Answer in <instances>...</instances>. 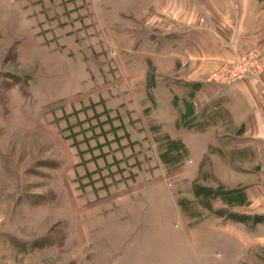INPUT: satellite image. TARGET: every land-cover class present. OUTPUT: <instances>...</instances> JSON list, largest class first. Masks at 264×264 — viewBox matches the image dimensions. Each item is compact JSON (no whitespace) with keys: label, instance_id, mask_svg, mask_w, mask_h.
Returning a JSON list of instances; mask_svg holds the SVG:
<instances>
[{"label":"rangeland","instance_id":"1","mask_svg":"<svg viewBox=\"0 0 264 264\" xmlns=\"http://www.w3.org/2000/svg\"><path fill=\"white\" fill-rule=\"evenodd\" d=\"M150 3L0 0V264L221 263L220 239L195 225L246 217L227 206L243 187L222 186V161L195 163L206 142L190 134L225 120L199 93L228 86L212 73L264 51L180 79Z\"/></svg>","mask_w":264,"mask_h":264},{"label":"crops","instance_id":"2","mask_svg":"<svg viewBox=\"0 0 264 264\" xmlns=\"http://www.w3.org/2000/svg\"><path fill=\"white\" fill-rule=\"evenodd\" d=\"M147 12L146 23L155 27H150L152 38L172 40L179 49L173 57L180 64V79L201 81L211 66L232 59L248 46L257 45L264 51V0H151ZM169 13L174 22L166 17ZM213 17H222L217 30ZM167 24L174 26L173 32H158V27ZM211 87L199 93L205 95L204 103L222 99L225 120L190 134L197 144L206 142V151L195 152L193 158L196 163L206 154L207 159L223 162L222 172L228 179L220 182L222 186L238 183L243 187L227 206L247 216L209 217L195 226L220 239V264H264V73L224 88ZM219 127L230 130L219 133ZM209 145H213L212 151H208Z\"/></svg>","mask_w":264,"mask_h":264},{"label":"built area","instance_id":"3","mask_svg":"<svg viewBox=\"0 0 264 264\" xmlns=\"http://www.w3.org/2000/svg\"><path fill=\"white\" fill-rule=\"evenodd\" d=\"M264 70V54L258 51L249 52L231 64L220 66L212 73V80L220 85H231L245 76L258 74Z\"/></svg>","mask_w":264,"mask_h":264}]
</instances>
